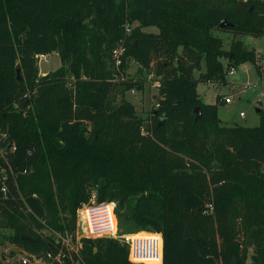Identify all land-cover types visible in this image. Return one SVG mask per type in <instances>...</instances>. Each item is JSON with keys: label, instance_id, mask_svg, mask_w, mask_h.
Here are the masks:
<instances>
[{"label": "trees", "instance_id": "obj_1", "mask_svg": "<svg viewBox=\"0 0 264 264\" xmlns=\"http://www.w3.org/2000/svg\"><path fill=\"white\" fill-rule=\"evenodd\" d=\"M224 19L233 25L221 27ZM216 29L234 34L230 49ZM247 36H264V0H0V229L13 230L8 240L45 264H76L62 238L93 186L98 201L117 203L128 231L163 235L158 264H246L244 235L256 244L253 264H264V107L258 125H227L219 117L226 96L207 103L198 91L202 82L224 85L227 71L247 62L260 74ZM50 52L62 64L39 75L37 54ZM132 61L159 77L147 126L126 97L148 79L126 73ZM92 238L82 240L81 264H149L131 261L127 243ZM61 249L63 261L49 256Z\"/></svg>", "mask_w": 264, "mask_h": 264}, {"label": "rangeland", "instance_id": "obj_2", "mask_svg": "<svg viewBox=\"0 0 264 264\" xmlns=\"http://www.w3.org/2000/svg\"><path fill=\"white\" fill-rule=\"evenodd\" d=\"M140 25V22L138 20L134 21L129 24V27L132 28L134 26ZM143 29H146V31L154 32L158 31L157 26H143ZM214 33L218 36H221L224 39L225 42V48L230 49L234 34L230 31H225L221 29L214 30ZM245 43L249 47H254L257 52L258 62L261 65V71L260 74L258 73L256 67L253 63L247 62L244 64H241L239 67H235L236 73L231 75L229 74V70L226 73V83L223 85L217 84L216 82H209V83H200L199 89L202 92H199L200 95H205L208 101L216 103L219 99V101L224 102L225 96H232L233 101L230 103L221 104L219 106V117L223 120V122L227 125H233L234 123H238L241 125H250L255 126L258 125L260 122V114L258 109L261 110L262 107H264V96H262V93L264 91V79H263V73H264V36L260 37H252L247 36L244 37ZM228 58L224 59V62L227 63ZM61 59L58 52H50L48 53L47 58L44 60H41L38 58L36 60V66L39 70V75L47 74L49 71L55 70L58 67L61 66ZM140 65L139 63L132 61L130 63L129 68L127 69L126 73L129 76H140L144 75L146 76L147 82L146 87L144 91H138V90H131L128 91L126 94V97L129 101H131L136 110L137 116L144 119V125H150L153 124V117L154 113L158 107L159 102V96H158V86H159V77L156 76L153 72L148 71L145 69L143 72L139 71ZM204 70V69H203ZM123 72L120 74H116L113 76V80H119L122 76ZM197 75H199V72H197ZM71 77L69 78V82L71 81ZM206 85V86H205ZM208 85V87H207ZM198 89V91H199ZM36 93V92H34ZM32 92H29V98L34 94ZM212 94V96H210ZM216 99H215V95ZM201 96V97H202ZM203 99V97H202ZM204 100V99H203ZM28 100L25 101L27 103ZM31 107V106H30ZM241 112H245V116L241 115ZM86 123L88 125L89 131L88 134L90 135L93 133L92 131V121L86 120ZM96 137V134H93ZM187 166L191 165L190 161L186 160ZM264 172V165L262 168ZM91 187V186H90ZM89 200L88 201H98V188L97 187H91L89 189ZM134 203L137 201V197L133 200ZM86 203V202H85ZM82 203L80 207L77 210V220H76V229L74 232L69 233L68 237L62 238L63 241H66L71 246H79V243L82 244L83 239H96L89 237L86 232V225L82 221L81 218V209L83 207ZM101 204V203H100ZM119 231L117 237H106V238H113L118 239L121 242L127 241L126 236L132 233H143L146 231H128L122 224L121 221H119ZM151 232V231H148ZM13 230L11 228H3L0 229V261L3 264H18L21 262V258L29 255L27 252L23 251L20 247L16 246L15 244L11 243L8 240V235L12 234ZM40 234L43 237H50L52 239H57L56 241H60L61 236H59L60 233L57 231L50 229V228H43L40 231ZM152 236L155 237L153 234H145V235H136L135 239H142L143 241L145 238ZM241 239L245 240L244 246L248 249L249 257L246 261V264H253L251 255L253 253V250L256 247V244L254 243L249 236H241ZM241 241V240H240ZM56 242V243H57ZM126 243V242H124ZM219 247H222L221 239H218ZM128 244V243H127ZM153 246V251L156 250V244L155 242L151 244ZM155 253V252H154ZM72 254H76L73 252ZM44 263L45 261L42 260ZM160 263V262H159ZM76 264H81L78 261H76ZM152 264V263H150Z\"/></svg>", "mask_w": 264, "mask_h": 264}, {"label": "built area", "instance_id": "obj_3", "mask_svg": "<svg viewBox=\"0 0 264 264\" xmlns=\"http://www.w3.org/2000/svg\"><path fill=\"white\" fill-rule=\"evenodd\" d=\"M131 28L128 27V31H130ZM122 51V48L116 51V56L118 57L117 63H120L119 60V53ZM48 56V53H40L37 54V59L40 58L41 60H45ZM236 73L235 68H232L229 71V74L233 75ZM263 79H264V73H263ZM262 96H264V91L262 93ZM225 101L227 103H230L233 101L232 96H226ZM242 116H245V112H241ZM12 149H15V146L12 147ZM2 190L4 192L7 191L6 185H2ZM101 203V204H100ZM116 206L117 203L114 201H89L83 204V207L81 209V218L82 221L86 225V232L89 237H97V238H106V237H117L118 231H119V223H118V216L116 213ZM145 234H153V235H160L162 237V261L163 262V255H164V239L163 235L158 232H143V233H132L126 236V240L124 241L128 243L130 253L129 258L133 262H144L148 263L141 258V254H143L147 250V243L146 241L142 239H135L136 235H145ZM66 244V251L73 253L75 252L79 256V263H82V259L80 258V248L82 246L81 243H79V246H71L69 243L64 241ZM55 260L63 261L65 258L64 250L61 249L56 255H53L50 253L49 255ZM21 263L23 264H45L42 259L38 258L35 255H26L21 258ZM159 262H155L152 264H158ZM150 264V263H149Z\"/></svg>", "mask_w": 264, "mask_h": 264}, {"label": "crops", "instance_id": "obj_4", "mask_svg": "<svg viewBox=\"0 0 264 264\" xmlns=\"http://www.w3.org/2000/svg\"><path fill=\"white\" fill-rule=\"evenodd\" d=\"M144 30H146V29H144ZM155 32H157V31H155ZM207 87H208V85H207ZM198 89H199V86H198ZM199 92H201L200 89H199ZM210 96H212V94H210ZM216 96H217V94L215 95V99H216ZM202 97H203L205 102L213 103V102H210L207 99H205L207 97L206 94L203 95ZM224 105H226V104H224ZM220 120L222 121L223 124H225L222 119H220ZM234 124H236V123H234ZM154 236H155L154 238L152 236L145 238V241H146L147 246H148L147 250L145 251V261L148 263H155V262H161L162 261V247H163L162 237L160 235H154ZM154 242L156 244V250L155 251H153V246H151V244H153Z\"/></svg>", "mask_w": 264, "mask_h": 264}, {"label": "water", "instance_id": "obj_5", "mask_svg": "<svg viewBox=\"0 0 264 264\" xmlns=\"http://www.w3.org/2000/svg\"><path fill=\"white\" fill-rule=\"evenodd\" d=\"M227 25L232 26L233 23L230 22V21L227 20V19H224V20L221 22V24H220L221 27H226ZM18 77H20V74H18ZM258 111H260V109H258ZM196 112H197V115H198V116L201 114V109H200V107H197V108H196ZM235 264H236V262H235Z\"/></svg>", "mask_w": 264, "mask_h": 264}]
</instances>
